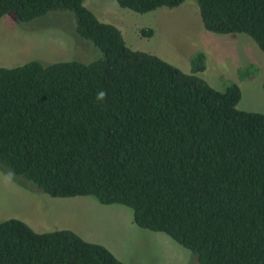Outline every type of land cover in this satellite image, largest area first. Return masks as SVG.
Instances as JSON below:
<instances>
[{
	"label": "trees",
	"instance_id": "16d2710c",
	"mask_svg": "<svg viewBox=\"0 0 264 264\" xmlns=\"http://www.w3.org/2000/svg\"><path fill=\"white\" fill-rule=\"evenodd\" d=\"M204 29L246 34L264 53V0H193ZM136 13L185 0H116ZM70 12L101 57L0 67V165L52 198L94 197L130 208L139 228L167 235L198 264H264V114L237 108L240 88L213 89L128 47L84 0H0L26 24ZM151 37V29L140 31ZM103 91L104 99L98 100ZM0 264H125L71 230L0 222Z\"/></svg>",
	"mask_w": 264,
	"mask_h": 264
},
{
	"label": "rangeland",
	"instance_id": "374dc122",
	"mask_svg": "<svg viewBox=\"0 0 264 264\" xmlns=\"http://www.w3.org/2000/svg\"><path fill=\"white\" fill-rule=\"evenodd\" d=\"M104 23L117 27L128 47L155 55L186 74L197 52L205 55L204 70L195 73L213 89L236 84L241 91L237 108L264 114V53L246 34H217L204 29L196 3L185 0L175 8L136 13L116 0H84ZM153 31L151 37L141 30ZM101 57L74 30L70 12H50L26 24L13 14L0 19V67L30 61L43 65ZM18 219L36 233L71 230L84 241L109 249L125 264H198L190 251L164 233L136 226L130 208L103 205L94 197L52 198L32 183L8 176L0 165V222Z\"/></svg>",
	"mask_w": 264,
	"mask_h": 264
},
{
	"label": "clouds",
	"instance_id": "9594fccd",
	"mask_svg": "<svg viewBox=\"0 0 264 264\" xmlns=\"http://www.w3.org/2000/svg\"><path fill=\"white\" fill-rule=\"evenodd\" d=\"M105 95H106V94H105L103 91H101V92L98 93V97H97V99H98V100H102V99H104ZM12 175H13L12 173H8L9 178H10Z\"/></svg>",
	"mask_w": 264,
	"mask_h": 264
}]
</instances>
